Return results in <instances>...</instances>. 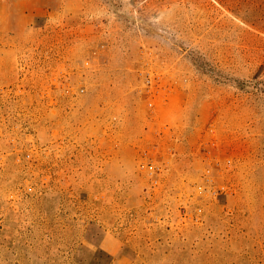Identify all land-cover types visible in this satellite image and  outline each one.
<instances>
[{"label": "rangeland", "instance_id": "obj_1", "mask_svg": "<svg viewBox=\"0 0 264 264\" xmlns=\"http://www.w3.org/2000/svg\"><path fill=\"white\" fill-rule=\"evenodd\" d=\"M0 264H264V0H0Z\"/></svg>", "mask_w": 264, "mask_h": 264}, {"label": "built area", "instance_id": "obj_2", "mask_svg": "<svg viewBox=\"0 0 264 264\" xmlns=\"http://www.w3.org/2000/svg\"><path fill=\"white\" fill-rule=\"evenodd\" d=\"M148 83L150 84V79H148ZM31 155L30 153H28L26 155V158H30ZM141 168L143 170L146 171V173L148 174V176L152 179L153 184H158L159 183V179L162 175L163 169L160 166V164L156 163L155 161L149 159L146 157V155L144 154L142 156V159L139 162Z\"/></svg>", "mask_w": 264, "mask_h": 264}]
</instances>
